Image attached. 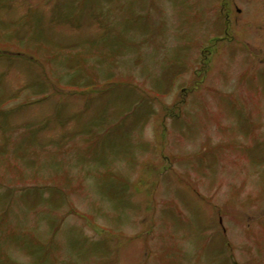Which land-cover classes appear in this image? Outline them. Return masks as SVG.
I'll list each match as a JSON object with an SVG mask.
<instances>
[{"label": "rangeland", "instance_id": "rangeland-1", "mask_svg": "<svg viewBox=\"0 0 264 264\" xmlns=\"http://www.w3.org/2000/svg\"><path fill=\"white\" fill-rule=\"evenodd\" d=\"M0 264H264V0H0Z\"/></svg>", "mask_w": 264, "mask_h": 264}, {"label": "trees", "instance_id": "trees-1", "mask_svg": "<svg viewBox=\"0 0 264 264\" xmlns=\"http://www.w3.org/2000/svg\"><path fill=\"white\" fill-rule=\"evenodd\" d=\"M1 111V110H0Z\"/></svg>", "mask_w": 264, "mask_h": 264}]
</instances>
